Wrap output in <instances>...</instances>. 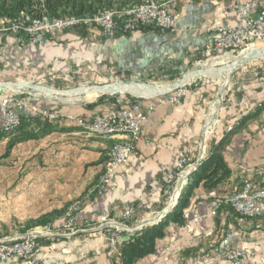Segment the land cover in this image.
<instances>
[{"label":"crops","instance_id":"1","mask_svg":"<svg viewBox=\"0 0 264 264\" xmlns=\"http://www.w3.org/2000/svg\"><path fill=\"white\" fill-rule=\"evenodd\" d=\"M235 1L237 0H181L178 5L179 16L172 31L146 28L132 34L118 33L108 38L93 37L91 34L87 38L89 33L82 37L75 30H64L43 51L49 53L48 60L59 62L64 56H72L73 51L69 50L71 42L93 37L98 57L113 62L119 74H176V78L181 73L182 77L192 70L183 71L187 65L202 66L205 61L201 60H207L208 55L202 50L213 37L210 30L213 22H241L232 8ZM9 39L6 38L3 43L6 48L13 47L10 44L11 36ZM55 43L56 46H51ZM38 47L43 48L33 44L24 47L27 53L23 54L20 61L31 64L41 59L46 60L44 56L38 57L35 51ZM62 47H66V52L63 50L59 56L53 54L58 53L55 51ZM215 56L217 58L220 55ZM198 79H201L198 75L188 78V92L179 105L160 101L159 97L153 100V108L143 124V138L138 140L129 160L118 168L101 194L92 193L90 187L103 170V163L94 162L107 156L113 139L91 135L75 127L62 129L59 128L61 126H56L41 137L18 143L28 148L30 154L43 153L39 161L29 163L25 168L21 163L17 168H22L23 173L22 178L15 180L17 187L14 188V193L18 202L29 205L25 217L35 218L78 198L82 201V208L77 214V225L82 228L85 222H96L103 211L119 218L121 205L127 201L136 207L130 223L131 229L125 235L127 236L140 229L144 220L155 216L162 209L160 206L163 196L167 193L159 188L162 171H174L177 160L183 154L189 155L194 165L208 152L211 142L219 139L232 127L233 121L257 110L253 117L231 135L222 150L231 170L230 176L213 189H206L202 185L196 187L183 211L184 222H170L165 235L157 239L155 251L134 264H196L194 260L198 258H203L210 264H227L224 258L213 252L212 247L230 230L235 231L233 244L246 252L250 264H264V216L246 218L226 201L228 195L244 179L253 178L257 181L252 170L264 157V107L256 108L255 101L264 92V85L261 89L253 90L257 84H261L258 80L252 85L253 89L242 95L240 100L235 97V102L224 105V114L228 118L227 127H222L205 146L202 142V128L204 109L209 103L205 101L206 91L209 90L204 88L203 83H198ZM38 105L51 109L56 107V103L43 102ZM107 107L110 106L88 109L75 104L59 108L66 112L90 115ZM1 124L0 115V129ZM31 128H34L33 124L26 129ZM202 144L205 147L202 148ZM220 199L223 203L213 214L215 202ZM63 220V215L53 218L51 231L61 229ZM7 237L11 236L0 233V239ZM41 242L42 264H113L118 261L117 249L109 244L100 229H80L68 236H44ZM0 264L25 262L10 257L0 261Z\"/></svg>","mask_w":264,"mask_h":264},{"label":"built area","instance_id":"2","mask_svg":"<svg viewBox=\"0 0 264 264\" xmlns=\"http://www.w3.org/2000/svg\"><path fill=\"white\" fill-rule=\"evenodd\" d=\"M184 1V2H189ZM181 2V1H180ZM179 2V3H180ZM161 6L150 0L135 8V10H120L118 12H95L83 16L66 15L52 17L50 21L34 20V15L22 10L16 15H0V21H5V29L13 35L19 44L48 45L51 40L64 30L79 25H94L101 34L112 37L117 33L132 34L140 27L152 26L158 30L172 31L175 29L179 16L178 5ZM233 10L241 18L239 23L216 21L210 25L213 37L204 46L202 52L210 56L217 53L242 52L256 42L264 43V0H237L232 5ZM189 83H184L172 91L163 93V100L173 105H179L188 92ZM255 107H264V97ZM153 108L150 98L138 100L136 98L126 104L110 106L103 111L90 115L75 114L57 109L40 108L36 104L28 103L18 95H4L0 92L1 129L6 132L12 130V124L20 123L21 115H38L48 119L58 126L77 124V128L85 133L113 139L104 164H108L109 178L103 179V185L96 186V194L105 191L108 183L114 178L118 168L125 164L136 149V143L143 138V124ZM193 163L182 156L175 166V170L162 171L159 179V188L168 192L178 174L190 169ZM253 178H246L242 184L232 191L226 201L241 210V215L251 218L252 211L264 212V157L252 170ZM259 182V184L257 183ZM223 203L217 200L212 211ZM81 208L74 209L68 218H64L61 229L56 231L44 227V232H33L25 236H11L7 241L0 243V261L10 257L21 259L25 264H42L41 236L71 235L80 229H100L105 234L109 244L116 248L117 241L124 231L130 230L136 207L133 203L123 202L119 218L103 211L96 222H85L80 228L77 225V214ZM189 226V223H187ZM234 230L224 233L212 247L213 252L224 258L227 264H250L246 252L236 247L232 240ZM196 264H210L203 258L194 260Z\"/></svg>","mask_w":264,"mask_h":264},{"label":"rangeland","instance_id":"3","mask_svg":"<svg viewBox=\"0 0 264 264\" xmlns=\"http://www.w3.org/2000/svg\"><path fill=\"white\" fill-rule=\"evenodd\" d=\"M150 1L154 2L155 4H161V6H174L175 4L179 3L181 0H150ZM184 1H188V0H184ZM143 3L145 4V0H143L140 3H135L125 6L127 8L125 7L107 8L97 12H110L112 9H115L117 11L125 10V9L128 10V8L131 6L134 5L141 6ZM38 17L52 18L47 15L34 16V18H38ZM0 24H1L0 28L1 26L5 28V25L4 23H2V21H0ZM87 27H88L87 33L85 35H82V37H86L89 33V36H87V38L90 37L91 34H93L92 35L93 37L101 36L102 38H108L101 34L98 27L94 25H87ZM10 36H11L10 44L14 47V49L13 47L6 48L4 47L3 44L4 42H6V38L10 40L9 39ZM12 37L13 35L11 33H9L8 31H3V29H0V61H1L0 64H2V66L0 65V82L2 83L0 84V92L3 93L4 95H9V94L18 95L28 103H32V104H37V103L41 104L43 102L47 104L56 103V107L52 109L62 110L61 108H59L60 106L75 105V104L82 106L83 104L88 102L90 103L95 102L99 97H103L102 100L107 101L108 98L115 96L119 99L120 102L122 99L126 97L125 94H128L131 97L138 98V100H142V101L146 97H141L145 95L135 96L136 94L132 95L133 93L132 94H130L131 92L127 93L128 91H124V92L104 91L98 94H85L83 93V91H80V93L75 95L73 94L70 96V95L62 94V95H58L57 97V96H46L45 94L40 92L39 88H47V89L51 88L54 89L53 91L69 92V91H65V89L76 88L80 85H85L76 88V89L81 88L82 90L83 87L90 88L91 85H103L111 82H117L114 84H120V83L122 84V82H139L136 85L148 86L140 83V82H144L149 84H158L156 86L151 85L154 86L155 88H158L154 92L156 93L162 88L161 85L165 87L175 82L177 78L181 77V73H179L176 78L174 77L172 79H169V77H167L171 75H165V74H154V75L153 74L140 75L135 73L119 74V72L116 69V65H113V62H110L108 59H104L103 57L101 58L98 57L99 54H96V51L94 50L93 37L92 39L91 38L78 39L76 40L77 42H71L70 43L71 46L69 50H72L73 54L69 58L66 56L63 57L61 55V57H63L60 60L61 62L60 61L56 62L52 59L48 60L49 53L47 54V51H43L45 47H50L48 46L49 45L48 44L46 46L45 45L41 46L43 47L42 49L40 47L35 49V51L38 53V57L44 56L46 60L41 59V61L37 63L33 62L31 64L24 63L23 61H20V59L23 57V54L27 53V49H23V48L24 47L26 48V46L29 44H19ZM56 45L57 44L55 43L51 46H56ZM5 46L8 45L6 44ZM35 46H40V45H35ZM256 46L264 51L263 42L261 41L256 42ZM65 48L62 47L61 49H58L59 51H55L58 53H53V54L59 56L63 50L64 52H66ZM47 50H50V48H48ZM242 52H233V54L235 55L242 54ZM215 55H217V53L207 56V60L210 59L209 61H207L204 58H203L204 60H201V61H205V63L202 62L203 70L204 69L207 70L206 66L218 70L230 63L227 60V58L231 56L229 55V53L226 54L218 53V55L220 56H218L217 58ZM235 58L233 60L234 65L236 60ZM193 68L194 66L192 64L191 65L189 64L185 67V69H183V71H185L186 69L190 70ZM201 71H197V72L200 73ZM197 72H195L194 74H196ZM204 74L198 75L201 78L198 79V83L200 82L203 83L204 88L209 90V92L206 91L207 96L205 97V101L209 103H207L204 109L203 128H202L203 129L202 142L206 146L207 142L212 137L216 136V134L220 132L222 127L224 128L228 124L227 122L228 118L224 114L225 111L224 105L227 102H235L237 98H238L237 100H240V97H242V95H246V92L248 90L253 89L252 85L258 82V80L261 81V84L259 85L257 84V86H255L253 90H258L259 88L261 89L262 85H264L263 84L264 56L251 60H246L241 64H238L236 67L234 66L230 71L229 76L223 88L221 87L219 81L216 79L215 75L210 73H204ZM19 84L21 86L20 88H17ZM105 86H109V85H105ZM163 95H164L163 93H157L154 94L153 96L147 95L148 96L147 98H150V100L153 102L154 99H157L158 97L162 98ZM263 97H264V92H261V96L255 102H258ZM217 100H219V102H216ZM38 104L37 106L40 107V105ZM216 104H217V109L215 112V117H214L215 119L212 130L204 136V127L207 122L206 120L207 116L211 108L215 107ZM106 105L110 106V104L102 102V104H98L90 109H94ZM40 108L48 109L49 107H40ZM257 108H262V107H257ZM24 115H31V114H24ZM45 120L49 121L47 118ZM237 122L238 120L233 121L232 126L235 125ZM19 125L20 123L12 124V130L8 132L5 131L6 129H1L5 133V136L0 138V140H2V142H0V233L7 234L8 236H19V235L25 236V235H30L33 232H44L43 228L46 226L49 227V230L53 229L52 228L53 221L35 226L29 225V221L31 219H34L30 217H25V215L28 214L27 213L28 211L26 209L28 208L29 205L28 204L24 205L18 202V197L16 198V193H14V188L16 189L17 187L16 181L20 177L22 178V173H23L22 168H20L19 170L17 169L19 165L22 163L23 164L22 167L25 168V166L28 165L29 163H32L34 161H39L43 157L42 152L30 154L28 148H24L23 145L18 144L20 142H24L27 140H18L17 137L23 136L25 132L27 133L29 132V130L32 129V128L21 129L19 128ZM66 126L77 128V124H70ZM11 142L12 145L10 147ZM203 144H202V148L205 147ZM183 156L187 157L190 160L189 155L183 154ZM188 170L189 169H187L185 172L181 174L180 173L178 174L177 178L173 182V185L171 186L169 191L163 196V200H162L163 202L160 207L163 208L166 204L170 202V197L172 196L173 192L176 189L175 187L177 186L178 179H181L182 177L184 179V174ZM107 178H109V167L108 164H103V170L97 182L93 186H91L92 192H96V186L103 185V179H107ZM74 204H78L77 208H82L81 199L77 198L73 200L68 205L63 215L64 218H68L71 212H73L72 207ZM233 209L241 215V212L239 210H236L235 207H233ZM262 216H264V212L261 214L252 215L251 218H260ZM7 238L0 239V243L6 242ZM40 238L41 240H43L44 236H41Z\"/></svg>","mask_w":264,"mask_h":264},{"label":"trees","instance_id":"4","mask_svg":"<svg viewBox=\"0 0 264 264\" xmlns=\"http://www.w3.org/2000/svg\"><path fill=\"white\" fill-rule=\"evenodd\" d=\"M142 1L143 0H0V15L13 16L24 10L34 16H83L103 9L122 8ZM87 28V25H79L71 29L77 31L81 35H85L87 33ZM146 28L158 30L156 27L152 26L140 27L142 30ZM175 76L176 74L167 77L172 79ZM125 96L126 97L122 99L121 102L115 96L108 98L107 101L102 100L103 97H99L95 102H88L83 104V106L90 109L98 104H102V102L108 103L110 106H119L136 99L128 94H125ZM255 114L256 111L243 115L238 122L224 132L219 139L211 142L208 152L197 162L195 168L189 174L188 179L181 189L176 205L166 218L157 223L142 226L140 229L134 230L127 236H125L127 231L121 234L116 246L118 261H114L113 264H134L138 259L153 253L156 249V241L158 238L165 235L167 225L170 222L179 224L184 222L183 211L188 204L193 190L199 185H202L206 189H213L230 176L231 170L223 157L222 150L229 142L231 135L240 129L244 123ZM31 124L34 126L33 130L31 129L29 132H25L23 136H18V140L41 137L58 126L40 116L22 115L19 128L26 129ZM59 128L71 129V127L67 126H61ZM4 136L5 133L0 129V138ZM11 145L12 142L10 143V147ZM106 159L107 156H103L95 161L94 164H104ZM97 180L92 183L90 187L93 186ZM70 203L71 202L65 204L61 208H55L39 217L31 219L29 225L35 226L51 222L53 218L64 215Z\"/></svg>","mask_w":264,"mask_h":264},{"label":"bare ground","instance_id":"5","mask_svg":"<svg viewBox=\"0 0 264 264\" xmlns=\"http://www.w3.org/2000/svg\"><path fill=\"white\" fill-rule=\"evenodd\" d=\"M138 7H140V5H136V6L134 5V6L129 7L128 10H135V8H138ZM125 8H127V7H125ZM110 12H118V11L115 10V9H112ZM34 20L50 21V20H52V18H49V17H38V18H34ZM2 23H4V25H5V21H2ZM0 29H5V28L3 26H1ZM256 49H260V48H258L257 46H252L249 49L244 50V53L249 51V50L254 51ZM260 51H262V50H260ZM262 56H264V55H262ZM234 58L235 57L229 56L227 58V60L230 63L227 64L226 66L218 69V70L214 69V68H211L209 66H206L207 70L204 69L200 73H210V74L215 75L216 79L219 81L221 87L223 88V86H224V84H225V82H226V80H227V78L229 76L230 71L235 66L234 63H233L234 62L233 61ZM237 61H240V59L239 60L237 59ZM194 73L195 72H193L192 74H194ZM197 73H199V72H197ZM20 86L21 85L19 84L17 86V88H20ZM157 89L158 88H155L154 86H143V85H136V84L125 85V84H121V83L120 84H112V85L105 86V87H90V88L83 87L82 90L80 88V89L71 90L69 92L53 91V90H50V89H47V88H39L40 92H42L46 96H57V97H58V95H62V94H66V95H70V96L73 95V94L75 95V94L80 93V91H83V93H85V94H98V93H101V92H104V91H112V92L113 91H116V92L128 91V92H131V93L136 94V95H145V96H147V95H150V94L154 93ZM216 102H219V100H217ZM216 109H217V104H216L215 107H212L211 110L209 111V114H208L207 119H206L207 122H206V125L204 127V136L206 134H208L212 130V127H213V124H214V119H215L214 117H215ZM182 180H183V177L179 180V182L181 183ZM175 188L176 189L173 192L172 196L170 197V202L168 204L173 202V200L175 199V197H176V195L178 193L179 186L177 185ZM77 207H78V204H74L72 209L74 210ZM235 209L239 210V208H237V207H235ZM239 211L241 212V210H239ZM261 213H263V212H261V211H252L251 212V216L252 215H256V214H261Z\"/></svg>","mask_w":264,"mask_h":264},{"label":"water","instance_id":"6","mask_svg":"<svg viewBox=\"0 0 264 264\" xmlns=\"http://www.w3.org/2000/svg\"><path fill=\"white\" fill-rule=\"evenodd\" d=\"M261 49H256L254 51L252 50H249L247 52H242V54H233V53H229V55L233 56V57H237L236 58V61H235V67L238 65V64H241L242 62L246 61V60H251V59H255V58H258V57H262V55H264V51H260ZM261 52V53H260ZM237 59L240 61H237ZM209 61V60H208ZM203 66V65H202ZM202 66H197V67H194L192 70H190L189 72H187L186 74H184L181 78H179L178 80H176L175 82H173L172 84H169L165 87H163L161 85V89L159 91H157L156 93L154 94H157V93H166V92H169V91H172L173 89H175L176 87L184 84L187 82L188 78L190 76H192L191 73L193 72H197V71H201L203 70V67ZM199 74H204V73H196L194 74V76L196 75H199ZM206 75V74H204ZM114 83H117V82H111V83H108V84H103V85H91L90 87L92 86H95V87H103L105 85H111V84H114ZM139 82H122V84H125V85H128V84H138ZM142 84H145V85H148V86H151V85H158V84H149V83H144V82H140ZM0 84H2L0 82ZM80 86H85V85H80ZM78 86V87H80ZM89 86V85H88ZM76 87V88H78ZM76 88H69V89H65V91H70V90H73V89H76ZM51 89V88H49ZM51 90H54V89H51ZM127 93H130V92H127ZM132 94V93H130ZM154 94L152 95H149V96H153ZM132 95H135V94H132ZM135 96H140V95H135ZM141 97H148V96H141ZM197 163H195L193 165L192 168H190L186 173H185V176H184V179L181 181V183L177 182V185L179 186V190H178V193L175 197V199L173 200L172 203L170 204H166L154 217L150 218V219H146L144 220L141 224H140V228L142 226H145V225H148V224H154V223H157L159 221H161L162 219L166 218L169 214V212L174 208V206L176 205L177 203V200H178V197L180 196V193H181V189L183 187V185L185 184L186 180L188 179V176L189 174L191 173V171L195 168Z\"/></svg>","mask_w":264,"mask_h":264}]
</instances>
